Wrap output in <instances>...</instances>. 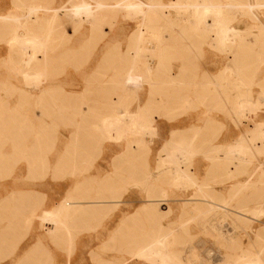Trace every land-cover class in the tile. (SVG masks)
<instances>
[{
    "label": "rangeland",
    "instance_id": "rangeland-1",
    "mask_svg": "<svg viewBox=\"0 0 264 264\" xmlns=\"http://www.w3.org/2000/svg\"><path fill=\"white\" fill-rule=\"evenodd\" d=\"M17 2L23 8L15 6L13 0H0V203L6 202L0 208V264H163L159 257L161 253L138 258L132 256V250L135 251L145 240L159 236L168 228L174 231L175 238L170 250L178 253L180 258L189 264H237L255 259L264 264V239L257 238L259 232L264 235V224L256 222L255 227L249 228L237 220L234 214H224L223 217L221 210L205 214L198 212L199 207H207V203L196 200L194 194L197 189L192 187L188 191L169 189L167 201L163 202L165 204L151 203L158 206L153 212L164 215L162 210L168 208L169 214L154 225L144 216L140 221L143 228L135 229L137 245L128 243L130 231L120 228V224L135 215L149 198L146 191L128 178L127 157L120 158L127 142L111 143L99 140L91 123L80 124L71 115L63 116L58 106L59 101L40 102L36 97L25 99L21 106V112L26 116L20 124L23 130L19 134L15 132L18 121H15L14 110L20 101L16 85L24 86L27 91L32 90L29 81H20L17 63H5L10 52L15 57L20 53L19 46L16 48V45L11 51L13 41L7 32L24 21L25 16L29 17L33 9L27 5V0ZM12 12L25 16L8 17ZM262 17L264 20L263 12ZM59 27L56 23L45 24L36 31H39L38 34L46 45L51 46L43 57V61L47 60V56L50 57L49 66L42 70L39 77L58 86L59 90L55 95L76 96L83 93L87 85L94 90L101 80L113 79L117 74L124 73V62L115 57V42L92 36L90 26L86 23L68 44H60L58 37L62 35L63 29ZM106 27L109 28L105 25L103 29L108 32ZM48 35H51V38ZM248 39L254 42V37L249 36ZM119 46L120 50L126 48L125 43ZM258 47L257 45L256 49ZM262 57L258 52L254 53L252 58L245 56L242 62L253 64L255 74H249L252 81L249 96L260 104L259 114L264 119ZM166 61L171 66L172 74H179L182 66L185 67L183 78L187 85L170 89L172 102L161 109L162 115L156 122L159 133L157 132L155 143L152 144L150 152L142 156V160L146 159L152 168V177L165 172L155 168L160 148L171 131L176 129L185 132L197 126L201 129V145L190 168L196 173L200 184L224 193L232 208L236 206V200L231 201L228 193L232 187L237 190V197H247L251 206L260 201L264 223V151L255 150L247 156L246 163L237 166L226 164V169L237 167L238 170L234 179L224 181L221 176L223 169L218 165L214 166L211 160L216 157L226 159L228 156L222 151L218 152L215 146L235 144L242 130L235 124L233 117L238 91L227 90L225 93L229 97L226 99L222 90V95L219 96L214 89L202 86L204 81L217 76L219 69L233 64L231 56L203 45L201 52L186 51L184 56L177 52L171 53ZM29 73L31 74V69ZM194 81L200 82V87L190 84ZM83 94V103L81 104V100L77 101L82 109L89 107L85 95L95 99L91 103L99 111L107 109L98 92ZM137 94H140L138 97L141 102L145 103L149 96L148 85L144 84ZM187 95L191 98L189 106L185 105L183 99ZM136 104L135 101L131 103L132 110H135ZM259 114L256 119L263 120ZM79 119L81 120L80 117ZM78 126L82 128L81 137L72 142ZM192 134L193 132H190L189 136H185L181 141L187 142ZM39 135L42 136L43 143L33 151L38 160L46 156L50 165L32 171L27 155L32 151L30 146ZM82 142L87 143V148L82 146ZM71 144L75 146L71 148ZM67 147H70L69 153L72 156L83 152L85 161L81 164L63 162L56 166L61 155L68 152ZM81 168L83 171L80 174L78 169ZM119 173L125 176V179L116 180L113 193H101V199L107 202L104 203L105 214L89 217L76 215L69 218L58 214L51 216L55 207L70 194L73 197L71 201L82 199L81 193L75 190L77 183L94 180L90 196L95 197L99 195L100 182L110 177L114 180ZM242 184L244 185L241 186ZM32 193L39 196V203L35 207L31 206ZM118 196H121V203L116 205L113 201L117 200ZM214 200H218V196ZM81 204L88 205L87 202ZM161 225L163 228H160ZM226 229L231 231L232 241L226 238ZM17 241L21 242L16 250L11 252ZM33 243L34 245L25 251L26 247ZM32 251L35 252L30 254Z\"/></svg>",
    "mask_w": 264,
    "mask_h": 264
},
{
    "label": "bare ground",
    "instance_id": "bare-ground-1",
    "mask_svg": "<svg viewBox=\"0 0 264 264\" xmlns=\"http://www.w3.org/2000/svg\"><path fill=\"white\" fill-rule=\"evenodd\" d=\"M27 1V5L31 9L33 8L29 17L16 12L8 15V17L14 16L15 18L25 16V20L7 32L13 41L11 51L16 45V48L19 46L20 53L15 57L10 52L5 63L15 61L20 73V81H29L32 86V90L27 91L24 86L16 85V90L20 93V101L14 110L15 121H18L15 132L19 134L23 130L20 124L26 119V116L21 112L24 100L36 97L40 102L54 100L57 103L59 101L58 106H60L63 116L71 115L80 124L91 123L101 141L106 140L111 143L126 141L127 147L120 158L127 157L128 178L132 179L136 186L146 191L149 198L144 205L139 207L136 214L134 213L135 215L120 224V228L130 231L127 237L128 243L137 245L135 229L143 228L140 221L144 216L149 219L152 225L158 223L163 217H167L170 209L162 210L165 212L162 215L153 212L158 206L151 205V203L165 204L163 202L167 201L169 189L188 191L190 187L196 188L197 191L195 194L193 193L196 200L207 203V207L200 206L198 209V212L202 214L221 210L223 217L234 214L237 220L249 228L255 227L254 223L256 222L264 224L262 222L263 208L260 206V201L251 206L247 197L238 198L237 190L232 187L228 190L231 201L236 200V206L232 208L231 202L224 197V193L213 187L209 188L200 184L196 173L190 168L193 157L201 145L199 140L201 129L199 127L189 128L185 132L176 129L171 131L157 155L158 163L155 169L165 171L163 174L152 177L151 166L146 159L142 160V156H146L150 152L152 144L155 143L158 132V123L156 122L162 115L161 109L172 102L170 89L175 86L187 85L183 78L185 67L182 66L179 74H172L171 66L166 61L167 56L175 52L182 56L186 51L201 52L203 45H208L210 49H218L225 55L231 56L232 65L222 67L218 70L217 76L207 79L201 84L207 89H214L219 96L222 95V91L223 93L230 89L238 91L233 117L235 124L242 129L240 138L235 144L214 145L218 152L222 151L228 157L226 159L210 158L213 165H218L223 169L221 174L223 181L234 179L237 176V167L228 170L226 164L237 166L246 163L247 156L255 150L264 151V119L259 114L261 107L249 96L252 84L249 74H255L254 68H252L253 64L242 62L245 56L252 58L253 54L258 52L264 57V20L262 17L264 0ZM13 3L15 6L23 8L17 0H13ZM39 12L44 13L40 14ZM54 23L63 29L62 35L58 37L60 44H68L86 23L90 26L92 36L115 42L117 47H114L116 50L113 52L117 59L124 62V73L117 74L113 79L101 80L100 85L94 90L90 85H87L83 92L84 94L98 92L103 103L107 106L105 111H99L91 103L95 99L89 98L88 95L85 96L89 107H86V110L82 109L83 93L76 96L66 94L59 97L55 95V92L59 90L58 86L51 84L48 79L45 81L40 79L42 70L49 66L50 57L47 56L45 61H43V57L45 51L48 52L51 46H47L44 39L38 34L39 31H36L45 24ZM105 25L109 26V28L106 27L109 29L108 32L103 29ZM249 36L254 37V42L248 39ZM48 37L51 38V35ZM121 43H125V49L120 50ZM257 45L259 47L256 49ZM30 69L31 74L29 73ZM261 82L264 84V78ZM144 84L149 87V96L145 103L141 102L138 97L140 94H137ZM190 84L200 87L198 81ZM224 95L226 99L229 97L227 93ZM165 97H167L166 100ZM183 99L186 106L191 104L189 95L184 96ZM78 100H81V104H77ZM133 101L137 103L135 110H132L130 106ZM258 114L263 120L256 119ZM81 129V126H78L72 142L77 141ZM190 132H193L190 139L187 142L181 141L185 136H189ZM42 143V136L39 135L30 146L32 151L27 155V160L32 171H38L42 167L50 165L46 156L38 160L33 151L38 149ZM74 144H71L70 147L73 148ZM81 144L87 148V143L82 142ZM70 147H67V153L61 155L56 166L63 162L81 164L85 161L83 152H77L75 156H72L69 153ZM78 170L81 174L83 168ZM116 177L114 180L110 177L100 182L99 195L95 197L90 196L94 180L77 183L75 190L81 193L82 199L71 201L73 197L70 194L55 207L51 216L58 214L69 218L76 215L89 217L105 214L104 203L107 202L101 199V193H113L116 180L125 179V176L120 173L116 174ZM32 196L31 206L35 207L39 203V196L34 193ZM217 196L218 200H214ZM82 202H87L88 205L85 206L81 204ZM113 203L116 205L121 203V196H118V199ZM5 204V201L0 203V208ZM160 228H163V225ZM262 228L264 229V227ZM225 234L226 238L232 241L233 236L229 229H226ZM257 238L264 239V235L259 232ZM174 240V231L169 228L165 229L159 236L145 240L135 251L132 250V256L140 258L149 254L161 253L159 257L163 264H189L183 261L178 253L170 250V245L174 243ZM20 242L17 241L13 245L11 252L16 250ZM34 252H30V254ZM237 264L261 263L255 259Z\"/></svg>",
    "mask_w": 264,
    "mask_h": 264
},
{
    "label": "crops",
    "instance_id": "crops-1",
    "mask_svg": "<svg viewBox=\"0 0 264 264\" xmlns=\"http://www.w3.org/2000/svg\"><path fill=\"white\" fill-rule=\"evenodd\" d=\"M42 234H43V232H42ZM33 245H34V243L31 244V245L29 244V245L26 247L25 251L28 250V249H29L30 247H32ZM25 251H24V252H25Z\"/></svg>",
    "mask_w": 264,
    "mask_h": 264
}]
</instances>
